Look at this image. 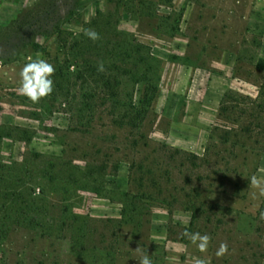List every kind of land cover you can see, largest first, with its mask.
<instances>
[{
	"label": "rangeland",
	"instance_id": "rangeland-1",
	"mask_svg": "<svg viewBox=\"0 0 264 264\" xmlns=\"http://www.w3.org/2000/svg\"><path fill=\"white\" fill-rule=\"evenodd\" d=\"M98 10L152 56L139 129L57 42ZM36 59L55 72L33 102L19 87ZM263 75L264 0H0V264H264V151L218 144L203 160L223 94L254 97ZM143 87L122 78L118 99L137 106Z\"/></svg>",
	"mask_w": 264,
	"mask_h": 264
},
{
	"label": "trees",
	"instance_id": "trees-1",
	"mask_svg": "<svg viewBox=\"0 0 264 264\" xmlns=\"http://www.w3.org/2000/svg\"><path fill=\"white\" fill-rule=\"evenodd\" d=\"M124 10H128L127 7ZM87 26L99 34L98 40H91L84 32L57 33V42L66 53L67 67L74 62L82 64L83 67L76 71L75 78L81 81L89 79L94 87L91 90L92 97L97 92L101 104H107L118 113H124L118 117L121 123L126 122L139 129L156 91L148 75V62L152 56L149 51L145 52L147 46L135 39L131 43L127 35L117 29V22L113 21L109 11L98 10ZM128 46L132 48L129 61ZM32 47L34 51H40V44L33 43ZM140 65L143 66L142 71L139 69ZM57 71L56 75L61 78L62 71ZM122 78L130 84L143 82V92L137 106L118 99V87ZM256 87L254 97L232 92L223 94L218 107V118L222 123L210 130L204 152L205 162L209 161V153L218 144H228L235 148L244 147L246 142H251L253 146L264 151V75ZM57 88L68 94L61 83Z\"/></svg>",
	"mask_w": 264,
	"mask_h": 264
},
{
	"label": "clouds",
	"instance_id": "clouds-1",
	"mask_svg": "<svg viewBox=\"0 0 264 264\" xmlns=\"http://www.w3.org/2000/svg\"><path fill=\"white\" fill-rule=\"evenodd\" d=\"M84 34L93 41L100 38L99 34L92 30H85ZM100 70H103V65L100 66ZM54 72V67L43 59L32 60L25 64L20 73V93L33 102H38L41 98L51 94L54 85L52 79ZM253 183H255V180H253ZM191 239L193 242L198 241V247L203 251L207 248L210 237L207 234L200 235L199 233H192ZM226 251L227 245L221 244L218 255H222ZM139 264H151V260L148 256H144L139 261ZM201 264H203V261H201Z\"/></svg>",
	"mask_w": 264,
	"mask_h": 264
},
{
	"label": "crops",
	"instance_id": "crops-1",
	"mask_svg": "<svg viewBox=\"0 0 264 264\" xmlns=\"http://www.w3.org/2000/svg\"><path fill=\"white\" fill-rule=\"evenodd\" d=\"M238 12L239 14H241L242 16V19L245 21V20H248V16L250 15V10H246V9H238Z\"/></svg>",
	"mask_w": 264,
	"mask_h": 264
}]
</instances>
